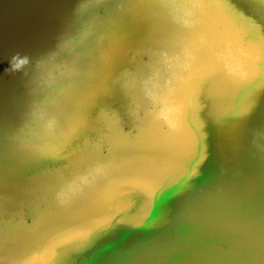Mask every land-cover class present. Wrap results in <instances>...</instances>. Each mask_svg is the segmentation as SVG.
Here are the masks:
<instances>
[{
    "label": "water",
    "instance_id": "obj_1",
    "mask_svg": "<svg viewBox=\"0 0 264 264\" xmlns=\"http://www.w3.org/2000/svg\"><path fill=\"white\" fill-rule=\"evenodd\" d=\"M0 264H264V0H0Z\"/></svg>",
    "mask_w": 264,
    "mask_h": 264
},
{
    "label": "clouds",
    "instance_id": "obj_2",
    "mask_svg": "<svg viewBox=\"0 0 264 264\" xmlns=\"http://www.w3.org/2000/svg\"><path fill=\"white\" fill-rule=\"evenodd\" d=\"M18 67H19V65H18L17 63H15V64L12 65V68H13V69H16V68H18Z\"/></svg>",
    "mask_w": 264,
    "mask_h": 264
}]
</instances>
